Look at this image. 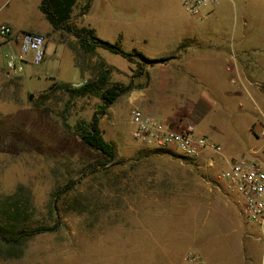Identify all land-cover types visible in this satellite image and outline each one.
Here are the masks:
<instances>
[{
  "label": "rangeland",
  "instance_id": "1",
  "mask_svg": "<svg viewBox=\"0 0 264 264\" xmlns=\"http://www.w3.org/2000/svg\"><path fill=\"white\" fill-rule=\"evenodd\" d=\"M22 1L0 0V24L7 22L15 30L44 31L48 23L41 13ZM143 1L148 5L151 2V10L144 15L149 19L130 23L133 38L158 29L166 32L176 24L177 19L172 22L175 17L195 26L199 44L180 62L195 92L191 97L168 95L173 71L168 64L148 67L149 87L119 97L100 118L103 137L116 144V159L107 172L94 167L96 152L75 134L63 131L60 117L54 113H61L66 104L64 94L56 91L49 96L52 117L29 102V94L38 97L57 81L80 80L72 47L57 42L58 35H50L47 59L56 65L52 73H22L18 80L0 65V199H16L14 195L22 187L17 199L30 205L27 218L37 224L49 223L54 192L70 182L73 186L56 200L58 229L22 242L16 251L18 258L0 253V264H159L154 238L165 241L170 252L168 264L187 248L199 252L206 264H236L230 256L233 247L218 243L222 237L188 243L195 223L189 219L190 206L178 214H160L158 208L150 206L156 217L146 220L142 217L144 209L138 210L136 196L138 191H145L149 199L155 194L161 196L159 187H165L169 176L175 174H203L202 170L208 169V174L215 177L231 158L248 156L251 146L264 144V0H220L202 20L185 12L180 0ZM135 8L130 17L142 19ZM60 35L71 40L66 30ZM133 38L123 50L136 48L148 57L169 56L168 46L134 42ZM98 52L97 61L101 58L109 65L111 81L135 86L145 83L143 76L131 79L134 65L119 54L103 48ZM97 65L88 70L90 76L97 72ZM97 102L94 97H86L69 104L70 121L79 116L89 118ZM134 106L166 126L174 125V129L191 126L195 133L218 143L221 155L214 156L215 163L206 169L195 163L177 165L186 159L174 152L137 156L140 150L151 148L131 136L130 109ZM138 220L153 227L150 236L138 233ZM245 225L249 237L244 264H264V237L255 225L247 221ZM139 237L143 238L142 245L149 243L138 251ZM122 238L132 244L128 254ZM0 251H6L1 243Z\"/></svg>",
  "mask_w": 264,
  "mask_h": 264
},
{
  "label": "crops",
  "instance_id": "2",
  "mask_svg": "<svg viewBox=\"0 0 264 264\" xmlns=\"http://www.w3.org/2000/svg\"><path fill=\"white\" fill-rule=\"evenodd\" d=\"M41 1L42 0H23L22 2L31 3L33 9L39 11L45 19L39 8ZM136 1L138 3H136ZM150 4L148 5L143 0H90L89 3L87 0H76L72 8L71 18L69 20V23L74 31L73 33L68 32L71 34V40H64L61 37L60 33L62 30H52L46 19L45 21L48 25L44 31L37 28L15 30L7 22L1 24H7L11 26L13 30L18 32L32 31L45 35V57L43 62L38 65V69H36V67H26L24 71L25 74H35L39 70L45 73H52L54 69H56V65L47 59V45L50 35H58L60 39L58 38L57 42H62L69 48H71L69 46V43L71 42L73 62L78 69L81 78L77 82L72 81L70 83L78 84L90 77L88 70L90 68L92 69L97 62L102 61L104 63L105 61L101 58L97 61V57L99 55L98 50L102 48H96L91 53L83 52L80 48L78 36L75 32L78 30L84 35L92 33L93 35L108 42L111 40V43H115L123 49L124 45L129 44V39L133 38L129 33L130 23L148 20L149 18H146L144 15L151 10ZM135 7H137V11L142 13V19L130 17V12L134 11L136 9ZM176 19V24L173 27H170L166 32H162L159 29L152 31V33L143 32L138 35L139 38L135 36L133 41L138 42L139 40L141 42H148V44L158 45L163 48L164 46L171 48L168 62L161 64H168L171 71H173L169 75L171 83L170 88L168 89V95L175 93L177 96H182L183 94H187L191 97L195 90L186 78V73L181 71L180 62L186 59L190 53L189 51L194 45L199 44V37H197V33H195V26L190 21L188 22L185 19L175 17L172 19V22ZM132 50L137 49L132 48L131 51ZM138 51L142 52L139 49ZM0 65H3L1 49ZM104 65L105 68H109L106 67V63H104ZM147 87H149L148 83L146 84V87L141 90H145ZM197 101L201 102V99L198 98ZM170 126L174 127L172 124H170ZM194 163L196 167L206 169L213 166L215 160L211 165L203 158L187 160L181 159L176 162L177 165L181 166H188V164ZM207 170L208 169L202 170L203 174H175L169 176V183L165 187H159L162 193L160 191H158V193L161 194V196L155 194L156 196L154 195L149 199V197L144 195L145 191H138L136 196L138 210L144 209L145 214H143L142 217L146 220H152L156 217V213L155 211L151 213L149 210L150 206H153L154 210L158 208L157 210L160 211V214H166L169 212L178 214L179 210L181 212V210L185 209L187 205L190 206L189 219H193L195 223L193 224L191 235L188 237V243H203V240L205 241L209 237L216 240L222 237V240H219L218 243L233 247V249H231L232 252L230 253V256L234 259L236 264H244L246 261L245 242L249 235L245 225L246 220L241 214V206L236 202L237 196L227 191L225 182L219 178L220 174H217V176L214 177L213 175H209ZM153 188L157 189L155 186H153ZM140 221H137L136 229L138 233H147L150 236L149 232H152L153 227L149 226V223L144 224ZM141 241H143V238L139 237L136 248L138 251L142 249V246L145 249L149 243L148 240L147 244L142 245ZM153 242L156 243L159 249L157 252L159 255V264L171 263L170 252L166 250L165 241L163 242L159 240L157 242V239L154 238ZM121 244L125 247L126 254H128L129 246L132 245L131 242H129V239L122 238ZM189 249L190 248H187V250ZM187 250L179 253L176 260H173V264H180L182 256Z\"/></svg>",
  "mask_w": 264,
  "mask_h": 264
},
{
  "label": "trees",
  "instance_id": "3",
  "mask_svg": "<svg viewBox=\"0 0 264 264\" xmlns=\"http://www.w3.org/2000/svg\"><path fill=\"white\" fill-rule=\"evenodd\" d=\"M76 0H42L40 3V11L45 19L50 24L52 30H66L74 32L69 20L72 14V8ZM89 3L90 0H87ZM83 31V30H82ZM80 48L83 52L91 53L96 48H103L112 53L119 54L128 62L134 65L131 79L134 77L143 76L146 78L145 83H140L137 86L132 83L124 84L121 82L110 80V71L104 67L102 61L98 62L97 72L80 83L70 82H55L47 92L39 94L38 97H32L29 94V102L35 108L42 109L46 114L52 117L53 111L48 100L51 93L59 91L66 96V104L63 106L61 113L57 114L60 117L61 126L64 132L75 134L81 143L90 150L97 153L95 160L96 170L108 171V167L115 162L116 159V144L111 140L103 137L99 121L106 114L108 107L113 104L119 97L125 95L132 90H141L147 84L148 67H153L156 64H163L169 60V56L148 57L138 50L125 51L115 43L103 40L92 33L89 35L82 34L81 31H76ZM70 47L71 44L69 45ZM22 77L17 76V79ZM94 97L98 99L95 104L93 113L89 118L79 116L73 123L70 121L69 104L74 103L80 98ZM56 120V119H55ZM57 121V120H56ZM166 150L143 149L137 153V156H145L150 154L167 153ZM183 159H188L179 155ZM130 166H134L131 164ZM70 185V186H68ZM72 182L60 187L54 192L52 201L51 221L49 223H34L28 217V208L30 205L27 201H21L17 198L22 187H19V192L14 195V198L1 200L3 208H0V243L5 247L6 251H0L6 258H18L16 251L20 250L22 242L34 238L38 234L45 232L56 231L60 225V212L56 204L57 198L65 190L72 189ZM22 192V191H21Z\"/></svg>",
  "mask_w": 264,
  "mask_h": 264
},
{
  "label": "built area",
  "instance_id": "4",
  "mask_svg": "<svg viewBox=\"0 0 264 264\" xmlns=\"http://www.w3.org/2000/svg\"><path fill=\"white\" fill-rule=\"evenodd\" d=\"M220 0H181L185 12L202 20ZM0 49L3 68L17 77L26 67L40 65L45 57V36L38 32L13 30L0 25ZM131 136L141 145L177 153L188 159L203 158L213 164L214 156L221 155V146L205 135L197 134L191 126L174 129L139 107L130 109ZM264 133V130L263 132ZM246 154L231 158L219 178L228 192L237 196L243 218L255 225L264 237V144L252 146ZM180 264H206L202 255L187 250Z\"/></svg>",
  "mask_w": 264,
  "mask_h": 264
}]
</instances>
